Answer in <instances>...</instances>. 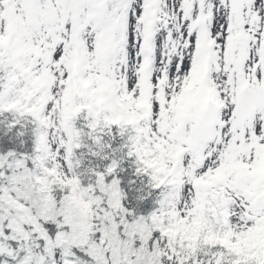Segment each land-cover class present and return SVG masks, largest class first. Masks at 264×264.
<instances>
[{"label":"snow or ice","instance_id":"obj_1","mask_svg":"<svg viewBox=\"0 0 264 264\" xmlns=\"http://www.w3.org/2000/svg\"><path fill=\"white\" fill-rule=\"evenodd\" d=\"M0 264H264V0H0Z\"/></svg>","mask_w":264,"mask_h":264}]
</instances>
